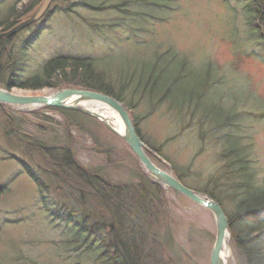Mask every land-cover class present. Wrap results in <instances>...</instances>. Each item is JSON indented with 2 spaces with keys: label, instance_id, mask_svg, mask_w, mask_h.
I'll return each instance as SVG.
<instances>
[{
  "label": "rangeland",
  "instance_id": "obj_1",
  "mask_svg": "<svg viewBox=\"0 0 264 264\" xmlns=\"http://www.w3.org/2000/svg\"><path fill=\"white\" fill-rule=\"evenodd\" d=\"M14 1L0 6V12H6L5 10L13 6L11 4ZM36 1L22 0L19 3L18 0L17 8L23 5H34ZM65 3L61 5L62 10L70 5V3ZM39 4L40 2H38ZM242 6L235 0H223V2L222 0H177L178 9L164 19L148 25L146 30L149 33L139 31L136 26L128 28L126 31L137 42H142L141 38L149 40L154 38L152 42L157 46L163 47L164 50L170 48L173 52H178V55H175V62H180L182 56L187 57L188 65L194 70L200 66L199 63H205L206 55L214 60L216 67L221 72L223 69H228L226 77L216 71L220 79L215 83L221 84L227 80L228 85L229 81V95L236 98L234 103L246 116L243 117L240 126L236 124L237 132L235 134L237 136L234 137L243 149L248 150L249 148L250 152L247 150L245 152L250 155L248 162L250 164H252L251 160L255 162L252 168L256 176L254 179L252 176L251 179L263 187L264 64L261 63L259 57L264 54V26L261 25V32L250 36L251 29L247 26ZM85 17L86 19L82 20ZM3 19L4 16H1L0 21ZM88 20L87 11L83 10H79L77 15L56 13L48 22L49 27L44 26L46 30L40 34L39 38L31 42V48L29 46L26 49L23 67L24 79H30L31 76H42L45 61L48 62L59 54L97 55V48L101 45L102 38L97 39L96 37L103 36V42L106 40L104 34H96V36L89 34L86 27ZM257 20L255 24L258 22ZM97 26L103 28L99 22H97ZM33 29L35 28L24 31L19 37L10 41L9 45L15 53L21 52L22 42L31 37ZM117 30L119 32L117 36L123 42L128 41L127 44L124 47L119 45L116 49L104 44L99 54L101 60L96 62L98 67L107 70L126 66L136 68L148 58L152 59L156 66L170 63L168 62L169 55L164 58L158 55L156 58L151 49L145 48L140 52L132 50L128 53L135 41L129 39L127 33H122L123 29ZM106 38L108 37L106 36ZM73 41H75L74 48H71ZM116 42L120 41L116 40ZM15 53L9 57V52H5L4 60L9 58L8 61L6 60L7 62H3L14 66L16 63ZM2 78H0L2 80L0 83H4V80L7 79L4 76ZM108 81H112L117 86L122 84V81H118V77L113 74L108 77ZM211 82L214 81L211 80ZM52 83L55 82L52 80ZM77 85L79 84L72 83L62 90L77 89L82 92H90L89 88ZM14 89L13 93L19 95L18 97L49 96L51 93L57 92L56 88L37 91ZM222 89L221 86H207L204 89V97L208 102H211L213 96L222 93ZM124 97L126 101L132 99L128 90L125 91ZM221 98L224 100L228 97L221 95ZM136 102L138 104L135 109L127 108L131 117L139 118V127L144 139L151 146H157L161 150L160 156H158L169 167L171 165L177 167L178 173H181L183 169L188 171L189 176L184 178L186 184L198 190L203 189L200 182L205 183L221 164L218 165L216 158L212 160V155L219 149L221 151L223 148L228 149V132H222V139L218 143L221 146L215 149L214 143L208 141L209 125L207 121H201L200 112L196 109L198 102L194 101L192 105L188 106L184 104L191 111H180L176 105H169L166 101H164L163 107H155L156 105L150 107V103L141 101L139 98ZM218 103L221 112L218 122L224 123L228 117V109L233 105L230 100L218 101ZM125 106L127 105L125 104ZM7 109H10V112L19 110L18 107H7ZM176 112L183 116L177 115ZM238 114L237 111H233L229 116ZM77 115L80 114L75 113L74 116H71L73 125L68 129L71 140L60 127L57 133L61 137V143L54 141L51 144L66 147L68 143L76 149V154L73 153L79 164L86 168L92 167L103 174L110 172L115 184L122 185L125 182L127 186H134L139 193L137 186L146 184L148 178L143 174L142 166L126 143L111 133L100 121ZM144 115L147 117L145 118ZM31 119L35 120L33 117ZM52 119L61 126L62 120L58 114H53ZM4 122L5 116L0 112V128ZM197 127L199 133H196ZM232 138H230L231 141ZM2 140L0 135V264H77L78 262L80 264H99L89 254H83V250H76L79 245L77 240L73 237L70 238L68 231L63 233L65 223H62V217L56 220L49 217L45 206L43 209L41 193L36 184L27 174L21 173L22 168L18 161L5 158V143ZM50 140L53 141V139ZM147 142L145 144L149 147ZM229 147L231 148L232 145ZM151 150L156 153L155 150ZM154 162L162 166L157 159H154ZM226 163L225 161L224 165ZM166 168L168 167L166 166ZM249 171L251 172L252 169L250 168ZM237 173L240 174L237 167L232 169L230 178L235 179L233 177H236ZM216 182H220L223 188L228 189L227 180L220 179ZM255 182L253 183L255 184ZM148 189L154 192L157 200L147 206L146 211H149V217L145 218L150 220L155 231L151 235H157L161 239V242L156 245L158 247L165 245L162 258H158L154 264H211L216 239L215 221L212 214L187 198L175 196L174 192L167 190L168 192H163L161 196H158L149 183L145 187V190ZM237 190L238 188L234 185L230 186L231 195L236 194ZM215 194L217 195V192ZM61 197H63L62 192L55 199L59 201ZM220 197L223 199L225 209L230 208L229 203L234 206L235 201H231L230 198L228 199L222 194ZM56 200L54 201L56 202ZM82 206L84 207L83 203ZM57 210L58 213H61L60 209ZM9 217L21 219V221L9 224L4 220ZM52 227H58V229L55 230ZM154 238L155 236L152 238L151 246L155 250ZM68 240L71 241L70 246L61 244ZM169 240L172 241L169 242ZM55 241L59 243L57 247L53 245ZM145 252L149 254L150 251L146 249ZM231 253L233 254L227 264H237L236 251L233 249Z\"/></svg>",
  "mask_w": 264,
  "mask_h": 264
},
{
  "label": "trees",
  "instance_id": "obj_2",
  "mask_svg": "<svg viewBox=\"0 0 264 264\" xmlns=\"http://www.w3.org/2000/svg\"><path fill=\"white\" fill-rule=\"evenodd\" d=\"M70 4H77L80 7L73 9V12L79 10L87 11L89 17L88 25L91 32L96 36L104 34V39L107 44L116 49L119 47V42H122L117 34V29H123L122 33H129L128 28L136 26L139 31L149 33L146 29L149 24L164 19L177 10L176 0H109L108 4L96 5L93 0H62ZM253 15L248 22L252 33L256 30L261 32V25L264 26V0H255ZM29 6H17L0 12V17L4 19L0 21V32L10 29L18 20L27 14ZM78 11H77V10ZM165 14V15H164ZM86 19V17L84 18ZM258 19V20H257ZM258 21L255 24V21ZM97 22L103 27L99 28ZM255 28V29H254ZM264 31V29H263ZM106 36L108 38H106ZM98 39L103 36H97ZM3 44L0 42V45ZM153 46H152V45ZM142 41L135 43L134 50L140 52L143 49H151L157 58L158 55L164 58L170 54L169 50L163 51L160 46L154 43ZM158 48L156 50L154 48ZM6 47L0 46V62L4 60V53L7 52ZM171 55H169L170 57ZM11 57V56H9ZM8 58V57H7ZM22 56L20 57V59ZM188 58L182 56L181 62H175V56L168 59V64L154 65L152 59H147L141 63V66L130 68L128 66L107 70L98 67L91 60H64L54 59L46 65L42 72V76L37 75L30 79L21 81L23 65L19 64L20 60L16 61L15 72H11V68L5 64L1 67L0 76L10 72V76L1 82V86H5L8 90L13 88L30 89L31 91L42 90L46 88H57L58 84L65 83L66 85L75 83L77 86L97 90L113 99L122 102L130 109L137 107L138 98L141 101L150 103V107H154L157 103L174 104L181 111H191L185 105H192L194 101L197 103V110L201 115V121H207L209 131L207 137H214L217 129L224 131L225 125L230 128L232 121L228 119L224 123L218 122L221 112L218 108L219 95L213 96L211 102H208L204 97V89L208 86L207 82L213 80L219 81L220 77L216 76L214 71H209L212 67L211 62H206L197 68L192 69L186 61ZM166 67V68H165ZM209 67V68H208ZM201 72V70H203ZM209 71V72H208ZM113 74L118 77V81L122 84L117 86L108 81V77ZM123 78L122 80H120ZM52 80L55 83H52ZM128 90L132 99L126 101L124 97L125 91ZM4 111L5 107H1ZM9 111V110H8ZM230 111H228V114ZM177 115H181L176 112ZM29 119L25 114L14 116L13 125L5 128L3 137L8 145V150L12 155L17 157L22 163L24 170L36 181L39 189L44 192L45 200L48 201L49 195L54 196L62 192L64 202H68L70 208L74 210L75 216L71 219L72 227L76 236H79V243L89 246L96 251V255L103 264H154L160 257V253L151 246V240L155 235L149 217L147 206L151 203L148 200L155 198L154 192L151 189L143 190L140 194L136 188H121L120 186H112L104 182L101 176H97L96 171L92 169L84 170L76 162L71 146L67 143L66 147L53 145L54 141L61 143L60 135H56L53 141L46 142L40 135L46 134L45 124L41 121L39 114L31 113ZM67 120V119H66ZM134 125L140 137L144 142H147L141 134L139 127V118L134 116ZM69 122V121H68ZM5 125H3L4 127ZM71 126V124H68ZM59 130V129H58ZM64 134L71 140L68 129L64 128ZM228 135V149L223 150L221 154L223 160H228L225 166L221 167L218 175L211 177L208 188H212L214 184L220 182L216 180H227L228 189L223 188L217 190V194H228L231 201H235L236 210L230 216V224L233 231V242L236 252L241 261V264H264V225L255 224L264 214V188L259 190L254 189L255 182L251 177L250 166L248 162V154L242 149L237 139L232 138L231 141ZM235 140V141H234ZM151 149L161 151L156 147L151 146ZM154 145V144H153ZM232 145L230 148L229 146ZM248 164V165H247ZM37 167L42 174V178L34 171L32 167ZM75 166L76 170H72ZM238 168L240 174L237 173L235 179L230 178V171ZM60 169L64 175L57 177L55 172ZM79 173V177L75 178L74 174ZM188 171L181 173V178H186ZM219 178V179H218ZM104 180H106L104 178ZM234 185L238 188L236 194H230V186ZM132 189V190H130ZM208 195L222 202V197L216 195L212 191H208ZM57 193V194H51ZM53 202V201H52ZM50 202V205L51 203ZM82 202L84 207L82 206ZM68 208V205H66ZM82 210L84 213H82ZM85 218L86 222L93 221L96 223L95 228L90 231L88 226L80 225V220ZM80 228L83 230L81 231ZM87 230V231H86ZM108 231L109 241L95 240L94 234ZM157 237V236H155ZM159 237V236H158ZM150 252L146 254L145 250ZM160 259V258H159Z\"/></svg>",
  "mask_w": 264,
  "mask_h": 264
},
{
  "label": "water",
  "instance_id": "obj_3",
  "mask_svg": "<svg viewBox=\"0 0 264 264\" xmlns=\"http://www.w3.org/2000/svg\"><path fill=\"white\" fill-rule=\"evenodd\" d=\"M51 0H45L42 6L38 9V11L26 22H23L19 26L15 27L8 33L0 34V38L2 37H9L16 32L24 29L34 21L38 20L48 7ZM19 96V95H18ZM14 93L3 91L0 89V103L11 104V105H40V106H51V107H60L65 109L77 110L83 112L87 115L94 116L101 120H104L103 117L95 112L89 111L84 109L83 104L89 101H99L103 102L108 107L117 111L121 116V121L125 127V134L123 135L126 141L129 143L130 147L140 159V161L145 165V167L152 173V175L159 180L160 182L164 183L167 186H170L172 189L180 192L181 194L188 197L193 202L202 205L203 207L209 208L215 217L216 225H217V237H216V244L213 250V264H224L221 253L224 244V237L226 232L228 231V222L227 218L224 215L222 209L219 207L218 204L209 200L207 198L201 197L197 193L187 189L184 187L180 182L176 179L159 171L155 166L152 164L150 159L147 156V153H150L148 148L141 142L139 137L137 136L135 129L132 125V122L129 118L124 107L117 103L114 100H111L103 95L89 93V92H79V91H69L66 93L59 92L52 96H39V97H25L21 96L18 97Z\"/></svg>",
  "mask_w": 264,
  "mask_h": 264
},
{
  "label": "bare ground",
  "instance_id": "obj_4",
  "mask_svg": "<svg viewBox=\"0 0 264 264\" xmlns=\"http://www.w3.org/2000/svg\"><path fill=\"white\" fill-rule=\"evenodd\" d=\"M93 2L98 5L101 3L104 4H108L109 0H93ZM30 11V7L28 8L27 12ZM67 85L65 83H62L61 85L58 84V87L56 88L57 90H62L66 87ZM61 92L66 93L69 92L68 90H62ZM86 110H91L95 113H98L99 115H101L104 119V121L111 125L114 130L118 133H124L125 132V128L123 126V123L121 121V116L117 111H114L113 109L109 108L108 105H106L103 102H99V101H89L86 102L84 104ZM49 108H51V106H48ZM155 107H163V103L161 104L160 102L156 104ZM30 108V107H29ZM164 110V109H162ZM83 113V112H82ZM14 122V116L11 113H6L5 114V122L3 125H5L4 127H1L0 133L3 137V131L5 128L10 127V125H13ZM16 123L13 125V129L15 128ZM4 138V137H3ZM72 170H76L75 166L71 167ZM82 170H79L78 172H76V174H74L75 178H78L80 175L79 173H81ZM57 177H60L61 175L65 176V173H62L60 169H57V171L55 172ZM226 239H228V233H226L225 236ZM231 257V251L227 248L223 250V258H225L226 261L229 260V258Z\"/></svg>",
  "mask_w": 264,
  "mask_h": 264
}]
</instances>
